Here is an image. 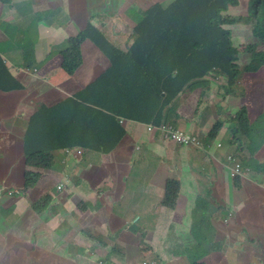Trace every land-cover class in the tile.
Wrapping results in <instances>:
<instances>
[{
	"label": "crops",
	"instance_id": "0c3cea01",
	"mask_svg": "<svg viewBox=\"0 0 264 264\" xmlns=\"http://www.w3.org/2000/svg\"><path fill=\"white\" fill-rule=\"evenodd\" d=\"M165 1L131 0V16L128 12V20H125L107 11V0H0V59L23 86L22 89L0 90V264H189L186 253L189 254L188 247L197 230L205 231L207 236L213 231V244L228 245L217 253L208 254L203 264H264V234L258 231H264V208L255 209L245 197L249 191L246 185H254L257 180L261 185L256 188L264 192V175L259 179H241L245 192L242 195L232 188L228 163L213 160L214 157L210 159L208 153L205 157L216 167V170L206 169L202 178L215 179V184L205 186L203 191L205 197L210 193L214 205L205 215L209 219L204 217L201 221L195 201H185L194 193H183V198H177L172 207L160 205L158 212L155 207L151 210L134 203V195L141 191L158 204L162 202L164 184L171 175L169 163L164 162L168 158L165 151H170V157L177 161L181 149L189 148H179L161 138L158 132H153L148 140L150 131L146 122L127 124L125 121L126 134L111 152L84 150L78 146L84 150L80 160H74L72 154L58 153L59 167L64 164L69 173L72 166L68 187L61 193L63 199H59L56 189L58 183L65 181L61 171L44 172L36 186L25 189L26 171L32 169L26 165V149L29 145V149L38 150L34 144L33 117L82 89L85 75L87 79H95L110 66L101 49L92 40H86L82 45L83 64L74 75L68 76L62 69V51L68 39L92 22L108 39L109 33L116 41L129 37L122 47L126 49L136 38L133 34L136 20L132 14L144 11L155 2L166 4ZM101 7L105 9L104 14L98 13ZM108 20H111L109 25ZM90 55L93 56L90 58ZM178 110L183 113L180 105ZM199 118L195 122L202 124L205 120L208 127L217 119L212 111L208 117ZM190 129L193 132L192 126ZM205 139L203 142L210 150L227 151L217 143L216 135L210 142ZM59 140L49 138V143L57 146ZM212 142L214 147L210 146ZM158 152L162 155L157 162L162 165L150 166V160L156 158ZM250 159L263 162L264 145ZM135 161L152 168L148 173L139 170L129 181L131 163ZM194 172L191 167L177 178L185 179ZM47 194H56L51 205L40 210L32 207ZM73 207L76 210L69 219L65 218L63 212ZM150 213H161L162 217L142 219V214ZM257 213L262 215L255 224ZM260 224H263L262 229ZM126 226L131 227V231L125 229ZM136 229L144 232L143 237H150L149 230L160 229L161 235H152L153 243L150 238V253L140 250L143 241L136 240ZM123 230L132 234L123 236ZM165 234L175 237V247L170 251L156 245ZM234 236H239L237 242ZM119 252L122 257L118 256ZM136 254L140 255L138 259Z\"/></svg>",
	"mask_w": 264,
	"mask_h": 264
},
{
	"label": "trees",
	"instance_id": "16d2710c",
	"mask_svg": "<svg viewBox=\"0 0 264 264\" xmlns=\"http://www.w3.org/2000/svg\"><path fill=\"white\" fill-rule=\"evenodd\" d=\"M132 15L136 20L133 28L136 38L126 49L113 44L92 22L68 39L62 51V69L68 76L74 75L83 64L82 45L87 39L107 56L110 66L72 96L33 117L34 144L38 150L29 149V145L26 149V165L32 168L26 171V190L36 186L44 172L61 171L70 177L66 166L59 167L56 161L57 154L64 152L63 147L111 152L126 134V122H146L147 130L183 131L177 122L182 117L178 110L182 96L199 87L196 84L200 80V87L206 86L210 80L205 79L210 74L217 87L226 88V93L239 84L244 87L240 93L246 94L248 84L242 83L237 63L240 52L249 57L248 65L243 66L244 73H258L263 80L259 81L260 86L264 85V0H248L246 13L239 11V0H172L166 4L155 2ZM243 24L251 26L252 41L239 49L230 26ZM3 62L0 59V90L22 89L21 82ZM177 95L179 100H174ZM234 111V115L212 120L205 140L210 142L220 127L229 123V133L238 131L242 136L250 131L258 134L259 129L264 131L263 106L253 109L242 105ZM123 117L126 122H119ZM229 136H234L225 144L230 147L218 153L225 163L251 161L264 145V135L259 136L262 139L249 141L235 134ZM49 138L60 139L57 146L50 145ZM234 148L237 152L232 151ZM250 163L244 162L243 166ZM261 168L264 169V164L257 166L258 170ZM230 183L234 190L242 186L237 174L230 178ZM176 186L175 179H167L163 204L174 205ZM55 196L47 194L32 207L37 210L47 207ZM194 201L203 221L214 207L210 193L204 198L198 194ZM212 235L196 231L188 247L189 254L186 253L189 264H203L208 254L222 249L221 243L213 244Z\"/></svg>",
	"mask_w": 264,
	"mask_h": 264
},
{
	"label": "rangeland",
	"instance_id": "374dc122",
	"mask_svg": "<svg viewBox=\"0 0 264 264\" xmlns=\"http://www.w3.org/2000/svg\"><path fill=\"white\" fill-rule=\"evenodd\" d=\"M160 1H162V0H160ZM170 1H172V0H166L165 3H168ZM106 4H107V6H106L107 11L110 14H113V17L114 16H118V17L121 16L125 20H128V18H127L128 12L129 13L131 12V0H107ZM246 10H247V0H239V11L241 13H246ZM98 13L104 14L105 9L101 7L100 9H98ZM95 20H96V18H95ZM114 20H120L121 21L122 19L121 18H114ZM110 22H111V20H108L107 25H109ZM230 28L232 29V37L234 39V44H235V46L239 47V49H241L242 45H247L252 41L251 37L249 36L251 26L249 27V26L243 24V25H233V26H230ZM109 39L111 40V42L113 44H115L116 46H119L120 48L124 47L125 44L130 40V38L126 36V38H123L119 41H116L115 37H113V35L111 33H109ZM87 40H90V39H87ZM259 42L261 43V41H259ZM256 43H257V41H256ZM92 56L93 55H90V58ZM83 59H84V55H83ZM237 63L239 65V70L241 71V74H242V78H241L242 83L248 84L247 93L241 94L240 93L241 89H243L244 87L242 85L237 84L235 86V88H232L233 91L227 89V92L228 91L231 92L232 94H229V95H232L234 97H239L240 99H236V100L233 98L229 99L228 96L225 95L226 88L222 89L221 87H217V85L215 84L216 80L215 79L213 81L211 80L212 74H210L205 79V80H210L206 86L200 87L201 82H202V80H200L196 84V85H199V87L195 88V90H193L186 97L182 96L184 99L182 98V101H180L181 102L180 108L183 110V113L181 112L182 117L178 118L177 122L179 121L178 126H179V128L183 129V131L185 133H187L191 136H194L196 138H199L200 140L206 138V136L209 135V131H208V129L210 128V127H208L209 125H207L205 120L202 122L203 125L198 123V122H195V121L197 119L200 120L199 116L208 117L209 111L210 112L212 111L214 113L215 118L221 117L224 119L226 117L227 113L233 112L234 108H237V106L241 105V104L242 105L245 104L248 106V108H253V109H255L256 106H258V107L263 106L264 107V95L262 94V91L264 90V85L260 86L261 85L260 82L263 80L260 79V76L258 73H248L249 71H247V73H244L245 71H244L243 66L248 65L249 57L246 54H243L240 52L238 54ZM93 80L94 79H87V75H85L83 83L86 85V84H89ZM250 82H255V83L249 84ZM70 96H72V95H70ZM187 97L190 101L187 100ZM179 98L180 97L177 95L174 100H179ZM236 101H238V102H236ZM177 103H178V101H177ZM196 110H197V114H195ZM189 111H191V112H189ZM232 115H234V114H232ZM248 117L253 118L252 116H248ZM123 118H121V119H123ZM229 125H230V123L228 125H223L221 130H219V132L216 134L217 143L222 144L225 149H228L230 147L229 145H225L228 142L227 140L229 138L231 139V137L234 138V136H229V135L235 134V135L241 137L243 141H249L253 138H254V140L255 139L259 140V139H262L261 137L259 138V136L264 135V131L262 129H259V134L256 132L250 131V132H248L247 136H242L241 133L238 131H231L229 133V127H228ZM191 126L193 128V132L190 129ZM157 132L159 133V136L161 138H163L164 140L171 142V143H173L175 141L170 137L164 136L163 132H161V131H157ZM152 136H153V130H150V133L148 135V140H150L152 138ZM186 138H189V136L185 135V136H183L182 139H186ZM210 146L214 147V143L212 142L210 144ZM135 147L138 148L137 145H135ZM178 147L182 148L180 145H178ZM200 147L202 149L197 148L198 150L194 149L192 147H189L188 150H185L182 148L181 149L182 154L179 157L180 159L177 161H174V159H172V157H170V151H168V150L165 151V154L168 156V158H166V160L164 162L167 161V163H169V168H170V172H171L172 177H176L179 174H182L183 171H185L186 169L193 167V169H195V172H194L195 176L198 179H200V182H201L202 178H203V173H206L204 171L206 169H209V167L211 170H212V168H214L211 166V163L209 162L208 158L205 157V155L210 153L211 154L210 159H212L214 157L213 160L215 159L218 161H222L223 157L221 155H219L218 153H216L215 151L210 150L211 148L209 146L202 144ZM235 148L232 150L233 152H237ZM83 149L78 148V146H76L73 149H66L64 152L69 151L71 153H77V154L82 156L83 151L87 150V149H84V150ZM160 151H162V150H160ZM156 154H157V157L150 160V164H149L150 166L153 164H155L154 167L162 165V162H157L159 160L158 157L160 155H162V153L158 152ZM184 157H187V159H184ZM162 158H164V157H161V159ZM80 159H74V160H80ZM227 166L229 168H232L230 165H227ZM71 168H72V166L69 167L70 178H71V174H72ZM151 168L145 164L138 163L137 161L131 163V175H130L129 181H131V179L133 178V175L136 172H138L139 170L143 169L146 173H148L151 170ZM227 170L230 173V170L229 169H227ZM225 172H226V170H225ZM262 175H264V174L251 173V174H247L246 178L259 179L260 176H262ZM168 178H169V176L166 178V181ZM166 181H165V184H166ZM67 184L65 186L66 188L68 187ZM165 184H164V186H165ZM214 184H215V179L211 178L210 176L204 178L203 184L200 187V192H199L200 197L204 198L203 191H204L205 186H207V188H208V187L213 186ZM260 185L261 184H260L259 180L254 182V185L253 184L246 185L248 187L249 191L245 195V197H248L250 199V201H251L250 203L255 206V209H258V210H259V207L264 208V192H262L256 188V187H259ZM214 187L217 188V186H214ZM238 189L242 195L245 194L243 188H238ZM174 194H175L174 202H176L177 198H179V197L183 198L182 193H180L179 191H177L175 189H174ZM196 194H198V191L196 193H194L193 195L189 196L188 198H185V201H189V202L193 201L194 198L196 197ZM59 199H63V197L60 196ZM36 201H38V200H36ZM133 201L135 204L146 205L147 209L151 208V210H154V207H155V208H157V212L159 210L160 205L158 204V201H153L152 199L148 198L147 195H145L142 191L137 192L136 195H134ZM178 201L180 202L181 199H179ZM245 203H247V202L245 201ZM60 205H63V204H60ZM60 208H63V207L61 206ZM75 210H76V207L65 210L63 212L65 218L69 219ZM259 215H262V214L257 213L254 215L255 219H256L255 224L258 223ZM157 216L162 217V214L161 213H159L158 215H155V214L153 215L152 213L142 214V219L154 220L157 218ZM189 222H190V219L187 223H189ZM139 224H140V222L138 223V225ZM147 226L151 227L150 222H147ZM127 228H128V226H126L125 229H127ZM259 228L262 229L263 224H260ZM128 230L131 231V227L128 228ZM258 231L261 232L262 234H264L263 230H258ZM142 232L143 231H139V229H136L134 231L135 238H136V240H142L143 241V242H140V243H143V245L140 244V250L144 251V253H150V251L152 250L150 238H151V242H152V240L154 239L152 237V235H154V236L161 235L160 229L149 230L147 233L150 235V237H143L141 235ZM122 234H123V236L125 235L128 237L132 233L129 234L127 231L123 230ZM233 240L235 242H237L239 240V236H234ZM248 241H249V238H248ZM114 244L119 245V243H117V242H115ZM156 245H160V247H165V248H167V251H170V250L174 249V247H175V237L173 235H166L165 234L164 236H162L158 240ZM232 245H234V243H231V246ZM143 246L147 247V249L145 250V248H143ZM222 246L228 248V245L225 243ZM241 246H243V244H241ZM119 247H122V246H119ZM153 247H154V245H153ZM106 250H108V249H106ZM215 253H217V252H215ZM118 255L120 256V253H118ZM139 257H140V255L136 254V258L138 259ZM161 264H163V263H161Z\"/></svg>",
	"mask_w": 264,
	"mask_h": 264
},
{
	"label": "clouds",
	"instance_id": "9594fccd",
	"mask_svg": "<svg viewBox=\"0 0 264 264\" xmlns=\"http://www.w3.org/2000/svg\"><path fill=\"white\" fill-rule=\"evenodd\" d=\"M247 4H248V0H247ZM262 94H264V92L262 91ZM225 95L226 96H228V98L229 99H231L230 97L231 96H229V94H228V92L227 93H225ZM234 97V96H233ZM234 99L236 100V98L234 97ZM236 102H238V101H236ZM243 105H245V104H243ZM239 107L240 106H242V104L241 105H238ZM237 106V107H238ZM226 112V111H225ZM227 114H235V111H233V112H229V113H227ZM126 121V119H120L119 120V122H124V121ZM220 129H221V127H220ZM150 131V130H149ZM153 132H157L156 130H153ZM218 132H219V130H218ZM217 132V133H218ZM216 133V134H217ZM201 141V144H205L204 142H203V139H201L200 140ZM173 144L174 145H177L178 146V144H180V143H178L177 141H174L173 142ZM180 145H182V144H180ZM183 147H192V148H194V149H202L201 147H197V146H192L191 144H189V145H183ZM64 153H66V154H68V155H70V154H72L73 155V157H74V159H77V158H75V155H76V153H67V152H64ZM77 155H79V154H77ZM255 156V155H254ZM79 158L78 159H80L82 156L81 155H79L78 156ZM244 162H252V161H247V160H245V159H243V161H241V163H239V162H235V163H228L227 165H230L232 168H229L228 166H227V169H229L230 170V173H229V176H230V178L231 177H234V175H239V177H240V179H243V178H246V175L247 174H251V173H256V174H264V169H262L261 168V170H258L257 169V166H259L260 164L262 165V164H264V161L263 162H255V161H253L252 163H250V164H247V165H245V166H243V163ZM240 168H241V170H240ZM68 171V170H67ZM232 173H234V175L232 176L231 174ZM64 174V173H63ZM170 174H171V172H170ZM178 176H176V177H172L171 175L169 176V178H172V179H175L176 181H177V186H176V190L177 191H179L180 193H184V194H186V195H188V194H193V193H195V192H197L199 189H200V187L202 186V184H203V180L200 182V180L195 176V174H191V176H189V177H187V178H185V179H182V178H180V179H178L177 178ZM64 178H65V181L63 182V184H60L59 185V183L57 184V187H56V189H57V192H59L60 193V195L59 196H62V192L64 191V190H66V187H65V185L67 184V181H68V177H67V175H65L64 174ZM67 178V179H66ZM247 179H252L253 180V178H247ZM242 187V186H241ZM241 187H239V188H241ZM165 190V186H164V188H163V193H162V202H160L159 201V205H166V204H163V198H164V191ZM234 190V189H233ZM239 190V189H238ZM235 191H237L236 189H235ZM37 202V201H36ZM52 204V203H51Z\"/></svg>",
	"mask_w": 264,
	"mask_h": 264
},
{
	"label": "built area",
	"instance_id": "2783aa9c",
	"mask_svg": "<svg viewBox=\"0 0 264 264\" xmlns=\"http://www.w3.org/2000/svg\"><path fill=\"white\" fill-rule=\"evenodd\" d=\"M163 135L166 136V137H170L172 138L173 140L177 141L178 143L182 144V145H194V146H197V147H200L202 144H201V141L199 138H196L194 136H191L183 131H175V132H172V131H168V132H163ZM189 136V138H186V139H182L183 136ZM67 153H71V152H67ZM79 155H75V158H79L78 157ZM232 176L234 175V173L231 174Z\"/></svg>",
	"mask_w": 264,
	"mask_h": 264
}]
</instances>
